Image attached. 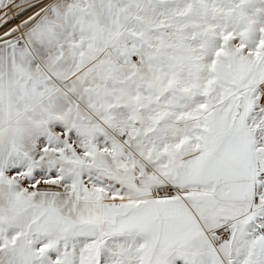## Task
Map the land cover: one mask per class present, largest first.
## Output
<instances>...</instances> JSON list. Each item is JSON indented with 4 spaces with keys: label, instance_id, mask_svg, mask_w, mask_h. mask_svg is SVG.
<instances>
[{
    "label": "snow or ice",
    "instance_id": "6c2138e0",
    "mask_svg": "<svg viewBox=\"0 0 264 264\" xmlns=\"http://www.w3.org/2000/svg\"><path fill=\"white\" fill-rule=\"evenodd\" d=\"M0 264H264V0H0Z\"/></svg>",
    "mask_w": 264,
    "mask_h": 264
}]
</instances>
